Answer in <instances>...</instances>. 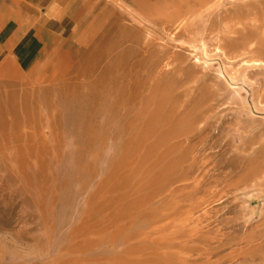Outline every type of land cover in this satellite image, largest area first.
<instances>
[{
    "label": "rangeland",
    "instance_id": "1",
    "mask_svg": "<svg viewBox=\"0 0 264 264\" xmlns=\"http://www.w3.org/2000/svg\"><path fill=\"white\" fill-rule=\"evenodd\" d=\"M56 1L0 59V263L264 264V0Z\"/></svg>",
    "mask_w": 264,
    "mask_h": 264
},
{
    "label": "crops",
    "instance_id": "2",
    "mask_svg": "<svg viewBox=\"0 0 264 264\" xmlns=\"http://www.w3.org/2000/svg\"><path fill=\"white\" fill-rule=\"evenodd\" d=\"M56 7V0H0V59L10 55L32 56L28 53L30 49L26 52L21 43H37L36 47H39L40 41L52 40L50 37L41 40L40 31L42 24L45 26L50 22L52 15L49 11ZM41 9L48 11V15L45 16L47 21L42 24ZM9 51L15 53L9 54Z\"/></svg>",
    "mask_w": 264,
    "mask_h": 264
},
{
    "label": "bare ground",
    "instance_id": "3",
    "mask_svg": "<svg viewBox=\"0 0 264 264\" xmlns=\"http://www.w3.org/2000/svg\"><path fill=\"white\" fill-rule=\"evenodd\" d=\"M118 5V4H117ZM195 5V4H194ZM178 27H181L180 25H178ZM128 32V31H127ZM127 35V34H126ZM94 36V35H93ZM97 37V36H96ZM128 37H129V35H128ZM8 56V55H7ZM61 58V57H60ZM119 58V57H118ZM123 58V57H122ZM121 58V59H122ZM120 61V60H119ZM2 71H4V70H2ZM1 73V72H0ZM75 74H76V71H75ZM72 75H74V74H72ZM62 76V77H61ZM60 76V78L62 79V78H64L63 77V75H61ZM71 79H68V78H66V79H64L63 81H62V83H66V84H69V81H70ZM102 83V82H101ZM103 84V83H102ZM46 85H48V84H46ZM99 86V85H98ZM100 86L102 87L103 85H101L100 84ZM100 86H99V88H100ZM102 97V96H101ZM99 100V99H98ZM77 101H79V99L77 100ZM102 101H103V99H102ZM98 102V101H97ZM103 103V102H102ZM76 103H72V105H70V106H74ZM95 104H97V103H94V105L93 106H89L86 110H84L83 112H81L80 114H79V116L75 119V121L76 122H78L80 125H82L83 123H85L86 121H90V122H92V120H91V118H88V114L89 113H91V112H93V111H95L96 109L95 108H97V107H95L96 105ZM98 105H99V103H98ZM86 133H88V135L87 134H85L83 137H84V139L86 140V141H89V140H92V136H93V131L92 130H87L86 131ZM84 140V141H85ZM3 142V141H2ZM83 143H85V142H83ZM87 143H89V142H87ZM251 178H253V177H251ZM250 180V179H249ZM242 181V180H241ZM73 250H76V248H73L72 247V249L70 250V251H73ZM79 250V249H78ZM79 262H81V263H83V264H85V259L83 258L81 261H79V259H74V260H72V262L71 261H69V263L70 264H79ZM69 263H67V264H69ZM1 264V263H0Z\"/></svg>",
    "mask_w": 264,
    "mask_h": 264
}]
</instances>
